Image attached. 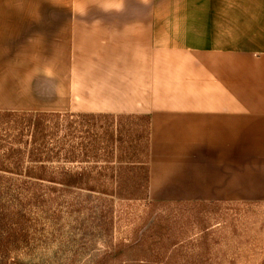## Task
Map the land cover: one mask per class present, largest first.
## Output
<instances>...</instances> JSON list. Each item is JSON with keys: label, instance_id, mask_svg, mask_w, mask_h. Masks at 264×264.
Listing matches in <instances>:
<instances>
[{"label": "rangeland", "instance_id": "1", "mask_svg": "<svg viewBox=\"0 0 264 264\" xmlns=\"http://www.w3.org/2000/svg\"><path fill=\"white\" fill-rule=\"evenodd\" d=\"M94 1L0 0V111L50 112L0 113V264H264V200L150 195L146 115L60 109L93 55L71 14Z\"/></svg>", "mask_w": 264, "mask_h": 264}, {"label": "crops", "instance_id": "2", "mask_svg": "<svg viewBox=\"0 0 264 264\" xmlns=\"http://www.w3.org/2000/svg\"><path fill=\"white\" fill-rule=\"evenodd\" d=\"M71 15L93 55L60 109L146 115L150 195L264 200V0H95Z\"/></svg>", "mask_w": 264, "mask_h": 264}, {"label": "trees", "instance_id": "3", "mask_svg": "<svg viewBox=\"0 0 264 264\" xmlns=\"http://www.w3.org/2000/svg\"><path fill=\"white\" fill-rule=\"evenodd\" d=\"M0 113L22 116L24 118H28L30 122L33 121V123L36 125H38L37 123H39V121L43 116H47L48 114H50V112H43V111L32 112V111H13V110L0 111ZM32 117L34 118V120L31 119ZM66 184L69 186H77L76 180L73 175L69 174L66 176ZM146 185L148 186V165H147Z\"/></svg>", "mask_w": 264, "mask_h": 264}]
</instances>
